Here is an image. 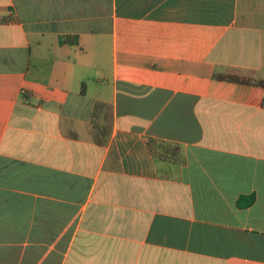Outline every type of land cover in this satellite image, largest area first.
Here are the masks:
<instances>
[{
  "label": "crops",
  "instance_id": "crops-1",
  "mask_svg": "<svg viewBox=\"0 0 264 264\" xmlns=\"http://www.w3.org/2000/svg\"><path fill=\"white\" fill-rule=\"evenodd\" d=\"M262 78L264 0H0V264H264Z\"/></svg>",
  "mask_w": 264,
  "mask_h": 264
},
{
  "label": "trees",
  "instance_id": "trees-1",
  "mask_svg": "<svg viewBox=\"0 0 264 264\" xmlns=\"http://www.w3.org/2000/svg\"><path fill=\"white\" fill-rule=\"evenodd\" d=\"M61 42L64 41H70V42H77L78 38L77 35H66L65 37L60 38ZM215 76L219 79L228 80V81H236V82H242V83H248L252 80L250 78L239 76L236 74H229V73H217ZM255 82L261 86H264V78L262 79H256ZM255 196L253 193L250 194H242L237 198V205L240 207H245L251 204L254 200Z\"/></svg>",
  "mask_w": 264,
  "mask_h": 264
}]
</instances>
